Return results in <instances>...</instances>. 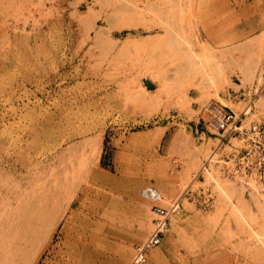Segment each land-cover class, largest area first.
<instances>
[{"label":"rangeland","instance_id":"obj_1","mask_svg":"<svg viewBox=\"0 0 264 264\" xmlns=\"http://www.w3.org/2000/svg\"><path fill=\"white\" fill-rule=\"evenodd\" d=\"M211 104L264 125V0H0V264H264ZM146 185L187 194L137 261Z\"/></svg>","mask_w":264,"mask_h":264},{"label":"built area","instance_id":"obj_2","mask_svg":"<svg viewBox=\"0 0 264 264\" xmlns=\"http://www.w3.org/2000/svg\"><path fill=\"white\" fill-rule=\"evenodd\" d=\"M205 113L208 117V127L218 133L221 141L219 147L231 139L239 140L243 147L238 153L225 154L214 160L215 153L214 157L206 162L203 170L205 171L210 163L218 164L227 178L239 179L247 188L261 181L264 178V125H245L248 111L238 114L216 104L208 105ZM186 194L167 203L154 185L143 187L142 195L152 203L151 212L156 219L152 237L138 249L137 261H144L147 251L162 245L171 218L183 210Z\"/></svg>","mask_w":264,"mask_h":264},{"label":"bare ground","instance_id":"obj_3","mask_svg":"<svg viewBox=\"0 0 264 264\" xmlns=\"http://www.w3.org/2000/svg\"><path fill=\"white\" fill-rule=\"evenodd\" d=\"M122 6H123V8H124V5H122ZM122 6H120V7H121L120 10H125L126 12H128V11L126 10L127 8H128V10H132L129 6H126V7H127V8L125 7L126 9H125V8L122 9ZM129 12H130V11H129ZM95 25H96V24H94V27H95ZM92 27H93V26H92ZM96 28H97V27H96ZM94 29H95V28H94ZM102 32H103V30H102ZM98 35H99V34H98ZM142 226H143V225H142ZM141 230H142V229H141ZM145 230H146V229H145ZM142 231H144V230H142ZM144 236H145V235H144ZM137 237H138V236H137Z\"/></svg>","mask_w":264,"mask_h":264}]
</instances>
